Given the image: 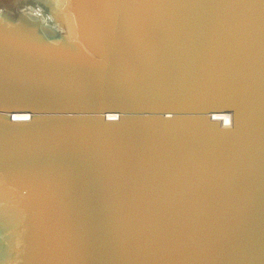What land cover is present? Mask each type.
<instances>
[{
    "label": "water",
    "instance_id": "water-1",
    "mask_svg": "<svg viewBox=\"0 0 264 264\" xmlns=\"http://www.w3.org/2000/svg\"><path fill=\"white\" fill-rule=\"evenodd\" d=\"M0 264H264V0H0Z\"/></svg>",
    "mask_w": 264,
    "mask_h": 264
},
{
    "label": "bare ground",
    "instance_id": "bare-ground-1",
    "mask_svg": "<svg viewBox=\"0 0 264 264\" xmlns=\"http://www.w3.org/2000/svg\"><path fill=\"white\" fill-rule=\"evenodd\" d=\"M19 118H26V117L22 116V117H19ZM215 118L221 120L224 124L226 123V125L229 122V119L226 116L219 115V116H215Z\"/></svg>",
    "mask_w": 264,
    "mask_h": 264
}]
</instances>
